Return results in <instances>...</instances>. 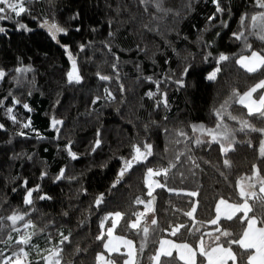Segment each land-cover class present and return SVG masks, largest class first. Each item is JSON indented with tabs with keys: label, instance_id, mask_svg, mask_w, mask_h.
<instances>
[{
	"label": "trees",
	"instance_id": "16d2710c",
	"mask_svg": "<svg viewBox=\"0 0 264 264\" xmlns=\"http://www.w3.org/2000/svg\"><path fill=\"white\" fill-rule=\"evenodd\" d=\"M190 1L187 10L158 14L140 0H27L28 11L20 16L7 9L0 14L11 17L0 20V70L5 73L0 78V264L19 251L15 241L21 235L32 237L30 244L23 245L28 253L22 257L23 264H48L47 255L57 251L59 264H97L105 240L96 237L103 231L106 239L111 225L109 220L101 229V222L117 211L124 218L114 233L133 240L136 264H152L149 257L165 237L194 249L200 235L205 245L212 244L207 234L219 235L217 228L232 233L221 237L219 243L226 248L227 239L240 238L247 225L239 219L242 213L233 220L221 219L218 225L209 221L219 198L242 203L238 185L244 177H253L255 191L263 195L253 172L258 168L264 178V158L259 155L264 134L237 131L233 150L224 155L219 144H196L199 133L194 134L191 126L214 128V109L229 101L227 112L237 118L224 116L229 128L238 129L244 120L264 128V121L248 115L232 99L234 92L244 93L264 78V69L249 73L235 62L254 50L264 55V41L250 34L258 31L251 27L250 17L264 9L256 0H219L223 9L219 12L214 0ZM45 21L58 24L66 34L53 40L41 27ZM239 32H244L251 48L244 47L245 40L233 37ZM221 54L230 59L218 62ZM72 59L82 77L79 83L67 79ZM217 67L221 69L217 78L208 80V72ZM98 74L110 79L101 80ZM53 118L63 122L59 131L51 127ZM29 121L30 127L24 128ZM97 140L99 147H95ZM145 142L152 145L153 155L116 183L123 164L120 158H130L133 145L143 149ZM225 159L230 166L223 163ZM170 162L176 167L168 174L167 187L154 190L155 212L144 217L149 226L145 239L137 230L123 226L152 200L147 195V168L168 167ZM154 179L165 183L163 177ZM37 188L33 204H25L27 190ZM190 192L198 195L184 194ZM100 194L104 199L97 207L94 201ZM137 199L145 204H136ZM195 202L193 220L184 213ZM249 204L253 206L249 216H259L256 201L250 199ZM13 214L25 219L13 226L7 219ZM152 219L157 220L156 226L150 225ZM29 221L33 226L25 228ZM177 224L188 228L172 236L171 227ZM193 226L199 228L195 236L188 234ZM65 236L68 240L61 244ZM231 247L236 254L233 263L240 264L245 250ZM105 256L122 264L125 253L105 252ZM173 257L178 256L173 252ZM196 261L205 264L198 252ZM161 264H165L163 256Z\"/></svg>",
	"mask_w": 264,
	"mask_h": 264
},
{
	"label": "snow or ice",
	"instance_id": "6c2138e0",
	"mask_svg": "<svg viewBox=\"0 0 264 264\" xmlns=\"http://www.w3.org/2000/svg\"><path fill=\"white\" fill-rule=\"evenodd\" d=\"M27 0H0V14H3L7 10H10L12 13H14L16 16H20L21 14L28 11V9L25 8V3ZM147 2V0H145ZM214 2L217 4V11H223V9L220 8L219 0H214ZM257 5L264 9V0H256ZM159 6V4H157ZM10 19L11 17H6L4 15H0V20L3 19ZM251 20V27L253 29H258L256 32L250 33L251 35H256L260 40L264 41V11L259 12L256 15H253L250 17ZM245 21V17L241 18V24L243 25ZM226 26V25H225ZM21 27H25L21 25ZM41 27L46 28L48 33L50 34V37L55 40L58 34H66V29L60 27L56 23H49L48 21H45ZM3 29L0 28V32H2ZM233 37L237 40H245L244 47L245 48H251V45L246 42V37L244 35V32L239 33H233ZM83 45L81 46V49H83ZM71 58V57H70ZM230 57L228 55L221 54L218 57V62L228 61ZM237 64H239L242 68H244L249 73H256L261 69H264V55H262L260 52L252 51L250 55H241L239 59L235 61ZM30 69H17V71H29ZM221 71L220 67H217L214 71H212L208 76V80H215L217 78V74ZM187 73V69H185V74ZM5 75L4 71L0 70V78H3ZM99 79L101 80H108L110 77L105 75H99ZM67 79L69 83L75 82L79 83L82 79V77L79 74L78 68H77V62L75 59H72V66L71 71L67 73ZM176 83L183 86L182 81H177ZM122 88V86H121ZM259 89H264V80H261L258 84H256L254 87L250 88L248 91L243 93L242 95L238 93H233V97H236V102L240 105H243L247 109L248 115L252 116H258L262 121H264V93H262L259 96V99H253V94L256 93ZM149 96H153L154 93L149 92L147 93ZM109 98L114 99V97L111 96L109 93ZM99 99V97H97ZM162 103L165 107H167V98L166 94H163V100ZM230 102L225 101L224 104L220 106L219 109H214L213 115L217 119L216 126L214 128H206L203 124L198 125H192L191 129L194 134L199 133V135L195 136V143L201 144V143H216L219 144L221 148V152L224 155H227L229 151L233 150L235 141V133L237 131L239 132H258L261 134H264V128H255L251 124L248 123L247 120L240 121V126L238 129H232L229 128V126L224 123V116L228 115L230 119L236 120L237 118L234 116H231L229 112H227V108L229 107ZM159 106V103L157 104ZM25 108H28V105H24ZM9 113H11V109L8 110ZM11 119L13 122H16V117L11 116ZM63 122L56 120L53 118L51 120V127L53 129H56L59 131L58 125H61ZM24 128L30 127V121L28 123H24ZM0 128H3V125H0ZM20 135H25V133L21 132ZM181 136H186L184 132L180 133ZM208 137L207 140L203 139V137ZM100 141H96L95 147H99ZM95 147L93 148V151H95ZM70 151V148H69ZM132 155L130 158H123L120 159L123 161L122 167L119 170L118 177L116 180V183H119L120 180L128 173L134 165L144 163L148 160L149 157L153 155L152 153V145L148 143L143 144V149L140 145H133L132 148ZM72 155L73 159H76L74 153H70ZM259 155L260 157L264 158V140L260 141L259 146ZM176 161L179 162V155L176 157ZM223 163L226 166H230V162L225 159ZM176 167V163H169L168 167L153 169V168H147L146 171V185L148 187L147 195L149 197H152V200H149L147 204L145 205L146 210L144 212H138L134 213V219H132L129 223L124 225L123 227L127 228L128 230L135 229L137 230V233H142L143 237L146 239L149 234V226L147 223H145V226L141 227V221L142 218L146 217L148 212H155V208L153 206V200L155 197H153V192L156 188H166L167 187V180H168V174L172 168ZM61 177L63 176V170L61 171ZM253 176L256 178L257 182L260 184L259 193L264 194V178H261L259 175V169L254 167ZM154 177H163L165 183H161L159 179H153ZM60 177H58L59 179ZM253 177H244L242 178L240 184L238 185L239 191H238V197L242 199V203L235 204V203H229L228 200L224 199L223 197L219 198L218 202L215 204L214 212H215V218L211 219L209 222L212 225H218L221 218H222V207H223V218L227 220H233L238 213H242L239 217L241 223L244 221H247L246 228L242 232V235L239 239H227L228 247L225 248L222 244L219 242L221 241V237L229 238L232 236V233L228 231H220L219 228L216 229V232L219 233V235H214L213 233H208L210 237L213 238V243L210 245H205L204 242V236L200 235L197 239V248H193L190 244L187 243H181L177 244L173 241L169 240H160L159 243V249L157 250L156 254L154 256L149 257L150 261L155 262V264H161V256L165 257V264H176L178 261H183L184 264H197L196 261V255L197 252L199 255L204 258L206 261V264H228L229 261H236V254L232 251V245H238L240 248L245 250L241 253L242 259L240 264H264V195H258L255 191L256 185L254 183H251ZM244 181H249L247 184L244 183ZM27 182H25L26 184ZM115 186V185H113ZM169 192H174V189L168 188ZM34 191H38L37 189H29L26 192V197L24 200V203L27 205H32V195ZM178 195L181 193H177ZM185 195L195 197L198 195L197 192H190V193H184ZM39 199H50V197L41 196ZM104 196L103 194H100L96 200L94 201L95 205L99 207L103 203ZM255 200L256 201V211L260 213L258 216L257 214H253L249 216V213H253V206L249 204V200ZM136 204H145L144 200L137 199L135 201ZM197 204L198 202L193 203L191 210L184 213L185 216L189 217L190 219H195L194 213L197 210ZM124 218V214L117 211L114 213H109L107 216L104 217V220L101 222V229L105 228V222L111 220L110 227L107 228V237L108 242L103 244V247L105 249H108L109 251H116L119 252L118 248H110L111 244V238L113 236L114 230L120 225V221ZM8 220L12 222V225H16L18 221H23L25 219L24 215H17L13 214L7 217ZM261 224L262 226L257 227V224ZM151 226L157 225V220L152 219L150 221ZM33 226L31 224V221L24 224L25 228H29ZM188 228V225L185 224H177L175 226L171 227L170 234L172 236H176L178 233L181 232V229ZM193 229H189L188 234L191 236H195L196 233L199 232V228H195L193 226ZM16 231H19V229H16ZM35 233H33L34 235ZM31 235L25 236L21 235L19 239L15 241L17 245H20L19 251L13 252L12 256L8 257L3 261V264H23V258H26L28 256V253L24 250L23 245H28L31 242ZM11 240V236L8 238ZM97 240H105V233L102 231L100 235L96 237ZM117 239H120L123 241L124 245L128 247V251L126 253L128 259H125L122 261V264H136V260L134 259V252L132 251L133 248V242L131 240H127L123 237H117ZM68 240V237L65 236L60 241L61 244H63L65 241ZM165 245H169L170 249L166 250ZM144 244H141V251L143 250ZM171 249H175L178 251L179 255L178 257H173V252ZM250 250V252H249ZM59 256V252H55L52 254L51 257H46L48 264H59V260L56 259V257ZM15 257V259H13ZM98 259L100 261L105 260V256L103 254L98 255ZM107 264H112L111 261H108Z\"/></svg>",
	"mask_w": 264,
	"mask_h": 264
},
{
	"label": "rangeland",
	"instance_id": "374dc122",
	"mask_svg": "<svg viewBox=\"0 0 264 264\" xmlns=\"http://www.w3.org/2000/svg\"><path fill=\"white\" fill-rule=\"evenodd\" d=\"M142 5L146 8V9H149V10H153L154 12L158 13V14H165V13H170V12H180V11H183V10H187L190 6V3L191 1L190 0H147V2H145V0H140ZM157 4H159V6H157ZM254 51H257V50H254ZM258 52V51H257ZM251 53L249 54H243V55H250ZM241 56V55H240ZM239 56V57H240ZM239 57L237 59H239ZM216 68H214L213 70H211L210 72H208V75L214 71ZM264 80V78L262 79ZM260 82V81H259ZM259 82H257L256 84H258ZM255 84V85H256ZM255 85H253L252 87H254ZM251 87V88H252ZM262 91L259 92V95L258 96H255V94H253V99H256L258 100L259 99V96L264 93V89H261ZM245 93V92H244ZM243 93H241L240 95H242ZM234 101H236V97H233L232 98ZM154 179V178H153ZM145 182H146V175H145ZM144 212V211H142ZM215 218V216H214ZM213 218V219H214ZM148 220V218H142V221H145L144 223H146ZM117 237H123L127 240H131L133 242L132 239L128 238V237H125V236H122V235H118L116 233L113 232V236L111 238V244H110V248H118L119 249V252H124L125 253V259H128L126 253L127 251L129 250L127 246L124 245L123 241L120 240V239H117ZM162 240H169V241H173L177 244H181L180 242H176L168 237H165L163 238ZM108 242V237H106L105 239V243ZM166 250H169L170 249V246L169 245H165L164 246ZM159 249V245L156 249V252L157 250ZM132 251L134 252V259H135V246H134V242H133V248H132ZM105 252L106 253H113V252H116V251H109L108 249H105L104 248V251L99 253V254H103L105 256ZM155 252V254H156ZM54 253V252H53ZM53 253H50L47 255V257H51ZM98 254V255H99ZM154 254V255H155ZM97 264H107L108 261H111L112 264H117L116 262L106 258L105 256V260L104 261H100L98 259V256H97ZM152 264H155V262H152ZM205 264H206V261H205ZM229 264V262H228ZM232 264L233 261H232Z\"/></svg>",
	"mask_w": 264,
	"mask_h": 264
},
{
	"label": "crops",
	"instance_id": "0c3cea01",
	"mask_svg": "<svg viewBox=\"0 0 264 264\" xmlns=\"http://www.w3.org/2000/svg\"><path fill=\"white\" fill-rule=\"evenodd\" d=\"M264 195V194H263ZM229 203H231V202H229ZM235 204H239V203H235ZM222 207V218L221 219H225V218H223V207L224 206H221ZM257 227H260L258 224L256 225ZM197 248V247H196ZM226 248V247H225ZM172 250V252H174V253H176V255L178 256L179 255V253H178V251L177 250H175V249H171Z\"/></svg>",
	"mask_w": 264,
	"mask_h": 264
}]
</instances>
